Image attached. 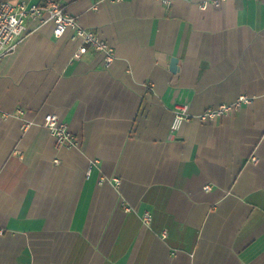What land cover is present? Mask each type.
Masks as SVG:
<instances>
[{
  "label": "crops",
  "instance_id": "1",
  "mask_svg": "<svg viewBox=\"0 0 264 264\" xmlns=\"http://www.w3.org/2000/svg\"><path fill=\"white\" fill-rule=\"evenodd\" d=\"M62 2L116 57L30 18L0 61V264H264V0Z\"/></svg>",
  "mask_w": 264,
  "mask_h": 264
},
{
  "label": "built area",
  "instance_id": "2",
  "mask_svg": "<svg viewBox=\"0 0 264 264\" xmlns=\"http://www.w3.org/2000/svg\"><path fill=\"white\" fill-rule=\"evenodd\" d=\"M165 4H171L173 0H161ZM206 8V5L203 6ZM39 20L40 24L54 23L55 37L61 38L68 34L70 40L79 41L80 45L73 58L80 60L87 54L90 48L97 53L105 55V66L109 67L115 60V51L111 44L103 41L92 31L82 28L77 19L68 11L62 0H4L0 2V61L17 51L19 45L26 38L27 21ZM246 97H241L232 104H222L218 108H209L202 113L199 119L203 122H214L220 117L232 113L241 103H249ZM192 115L187 105H178L172 130L178 131L181 126L190 121ZM45 126L55 137L58 146L75 147V137L70 133L68 125L61 121L57 114H49L45 119ZM255 161L256 157L253 158ZM210 187L207 186L206 190ZM151 214L146 212L143 221L149 224Z\"/></svg>",
  "mask_w": 264,
  "mask_h": 264
},
{
  "label": "water",
  "instance_id": "3",
  "mask_svg": "<svg viewBox=\"0 0 264 264\" xmlns=\"http://www.w3.org/2000/svg\"><path fill=\"white\" fill-rule=\"evenodd\" d=\"M171 69L174 72L178 70V60H177V58H173L172 59Z\"/></svg>",
  "mask_w": 264,
  "mask_h": 264
}]
</instances>
